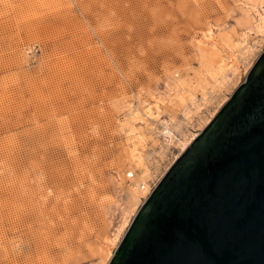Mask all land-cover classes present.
Segmentation results:
<instances>
[{"label":"rangeland","instance_id":"374dc122","mask_svg":"<svg viewBox=\"0 0 264 264\" xmlns=\"http://www.w3.org/2000/svg\"><path fill=\"white\" fill-rule=\"evenodd\" d=\"M262 54L264 0H0V264H109Z\"/></svg>","mask_w":264,"mask_h":264},{"label":"water","instance_id":"95a60500","mask_svg":"<svg viewBox=\"0 0 264 264\" xmlns=\"http://www.w3.org/2000/svg\"><path fill=\"white\" fill-rule=\"evenodd\" d=\"M109 264H264V54L149 196Z\"/></svg>","mask_w":264,"mask_h":264},{"label":"bare ground","instance_id":"6f19581e","mask_svg":"<svg viewBox=\"0 0 264 264\" xmlns=\"http://www.w3.org/2000/svg\"><path fill=\"white\" fill-rule=\"evenodd\" d=\"M208 36V35H207ZM210 36V35H209ZM166 128V127H165ZM167 129V128H166ZM165 131V130H164ZM168 136H172V133L170 132V130H166V132H165ZM165 134V135H166ZM185 146H186V144H185ZM140 186V185H139ZM149 188V187H148ZM148 188H145L143 185H141L140 186V190H141V195H139L137 192H133V196H132V200L133 201H136V202H138V200L140 199V196H145V194H147L148 193V191H149V189ZM105 253H104V257H106L107 255H108V253H109V249L107 250V248H106V251H104Z\"/></svg>","mask_w":264,"mask_h":264},{"label":"built area","instance_id":"2783aa9c","mask_svg":"<svg viewBox=\"0 0 264 264\" xmlns=\"http://www.w3.org/2000/svg\"><path fill=\"white\" fill-rule=\"evenodd\" d=\"M154 187V186H153ZM152 186H150V189H149V192H151V190H153L152 188H153ZM149 192H148V194H149Z\"/></svg>","mask_w":264,"mask_h":264}]
</instances>
